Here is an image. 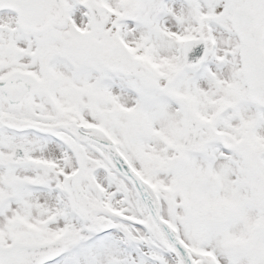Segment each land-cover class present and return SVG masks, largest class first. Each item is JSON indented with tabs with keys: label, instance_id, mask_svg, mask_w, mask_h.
<instances>
[{
	"label": "snow or ice",
	"instance_id": "obj_1",
	"mask_svg": "<svg viewBox=\"0 0 264 264\" xmlns=\"http://www.w3.org/2000/svg\"><path fill=\"white\" fill-rule=\"evenodd\" d=\"M0 264H264V0H0Z\"/></svg>",
	"mask_w": 264,
	"mask_h": 264
}]
</instances>
